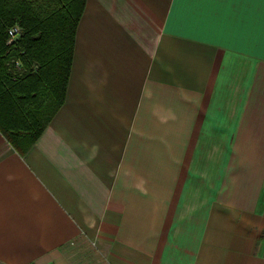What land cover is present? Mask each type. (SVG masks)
Masks as SVG:
<instances>
[{
  "label": "crops",
  "instance_id": "1",
  "mask_svg": "<svg viewBox=\"0 0 264 264\" xmlns=\"http://www.w3.org/2000/svg\"><path fill=\"white\" fill-rule=\"evenodd\" d=\"M82 243L264 264V0H84L62 104L24 155L0 132V264Z\"/></svg>",
  "mask_w": 264,
  "mask_h": 264
},
{
  "label": "trees",
  "instance_id": "2",
  "mask_svg": "<svg viewBox=\"0 0 264 264\" xmlns=\"http://www.w3.org/2000/svg\"><path fill=\"white\" fill-rule=\"evenodd\" d=\"M11 1L0 0V132L24 155L64 100L84 0Z\"/></svg>",
  "mask_w": 264,
  "mask_h": 264
},
{
  "label": "rangeland",
  "instance_id": "3",
  "mask_svg": "<svg viewBox=\"0 0 264 264\" xmlns=\"http://www.w3.org/2000/svg\"><path fill=\"white\" fill-rule=\"evenodd\" d=\"M82 247L79 249V252L81 253L82 256L87 257V261L85 262V257L80 264H106L105 261L102 259L101 255L99 252H95V249L93 248L92 245L89 243H82Z\"/></svg>",
  "mask_w": 264,
  "mask_h": 264
},
{
  "label": "built area",
  "instance_id": "4",
  "mask_svg": "<svg viewBox=\"0 0 264 264\" xmlns=\"http://www.w3.org/2000/svg\"><path fill=\"white\" fill-rule=\"evenodd\" d=\"M21 32V28L17 25H11L7 27L6 33H7V43H13L19 36V33Z\"/></svg>",
  "mask_w": 264,
  "mask_h": 264
}]
</instances>
